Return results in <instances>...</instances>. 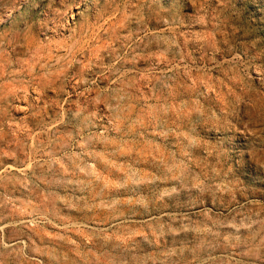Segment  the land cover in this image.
Returning a JSON list of instances; mask_svg holds the SVG:
<instances>
[{"label": "rangeland", "instance_id": "1", "mask_svg": "<svg viewBox=\"0 0 264 264\" xmlns=\"http://www.w3.org/2000/svg\"><path fill=\"white\" fill-rule=\"evenodd\" d=\"M0 264H264V0H0Z\"/></svg>", "mask_w": 264, "mask_h": 264}]
</instances>
